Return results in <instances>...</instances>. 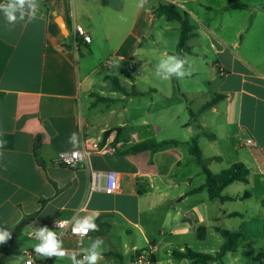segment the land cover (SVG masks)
<instances>
[{
    "label": "crops",
    "instance_id": "obj_1",
    "mask_svg": "<svg viewBox=\"0 0 264 264\" xmlns=\"http://www.w3.org/2000/svg\"><path fill=\"white\" fill-rule=\"evenodd\" d=\"M43 2L39 13L43 19L18 23L10 32L0 13V133L7 140L0 158V227L13 233L27 221L13 242L28 243L17 264H22L24 250L39 243L36 228L47 226L59 234L52 229L54 222L87 216H103L101 222L110 227L101 237L104 251L99 264H120V258L130 264L138 251H149L152 264H192L173 253L190 249L215 256L224 242L218 229L243 237L236 252L206 264H246V260L264 264V216L251 220L248 209L254 199L264 209V0H146L144 8L137 7L139 0H49L48 7ZM233 2L246 8L231 9ZM166 4L188 14L192 26L193 36L186 42L189 50L181 54L193 71L184 79L162 80L155 75L163 53L177 55L181 34L180 23L159 12ZM212 14L234 24L214 28L206 21ZM76 25L87 30L91 43L78 38L76 45ZM171 32L176 35L172 41ZM108 60L113 64L105 67ZM108 77H116L125 93L114 91ZM120 78L126 79L122 83ZM141 81L147 83L146 90ZM133 92L184 98L192 105L202 101L191 112H199L196 126L214 135V139L197 137L202 156L212 159L208 168L219 164L221 172L242 163L249 170L247 183L236 182L223 191L234 200H211L207 190L196 191L206 176L189 152L198 135L189 123L186 138L168 146V157H158L163 154L160 150L124 154L121 146L113 154L94 153L75 169L58 163L61 152L81 148L84 140L97 141L108 130L124 128L128 148L149 141L129 132L126 120L112 125L105 117L127 119L128 98L135 96L128 95ZM216 95L224 98L200 112ZM212 120L218 121L215 128ZM144 130L140 133L145 135ZM74 132L80 137L78 146L69 143ZM133 133L138 141L131 144ZM212 147L216 150L210 153ZM162 164L168 167L166 174L160 170ZM88 167L117 172L121 190L110 195L89 193ZM166 181L170 183L163 186ZM235 184L242 185L231 189ZM43 200L47 203L41 209ZM234 203L245 204L246 209L229 205ZM37 212L32 221L27 219ZM230 222L235 228H228ZM210 235L218 249L203 254ZM95 238L91 234L61 240L64 249L82 252ZM13 243L0 244L5 264H12L8 250ZM51 261L72 264L67 257Z\"/></svg>",
    "mask_w": 264,
    "mask_h": 264
},
{
    "label": "rangeland",
    "instance_id": "obj_2",
    "mask_svg": "<svg viewBox=\"0 0 264 264\" xmlns=\"http://www.w3.org/2000/svg\"><path fill=\"white\" fill-rule=\"evenodd\" d=\"M226 19V20H225ZM220 14H212L211 16H208L206 21L211 22L212 26L215 28L216 26L218 28L221 27H232L234 24L232 20L225 18ZM176 36L173 32L170 34V39L172 41V38ZM205 62H209L211 64V59H205ZM108 73V71H106ZM120 76V74L118 75ZM126 78H120L121 82L123 83ZM124 85V84H123ZM145 86H147L146 82L141 81L140 87L144 88L143 90H146ZM128 91L132 90V87L130 85H126ZM132 92V91H131ZM200 100V99H199ZM202 101H196L193 105L188 104L184 98L180 99H172V98H164L160 95L155 94H149L142 96H131L128 98V104H127V119H125V116L123 115V118L115 117V116H109L106 115V119L109 123L112 125L118 124V122L125 121L126 122V129L129 132H138L139 138L144 140H154L156 142H167V141H179L183 138H186V125L189 123L190 126L194 127V124L196 125V118L195 120L192 119L190 112L196 111L197 105L200 104ZM126 102L122 101V107L125 106ZM190 105V108L188 107ZM120 106V104H118ZM196 117L198 116L199 112L195 113ZM146 122V126L142 127V123ZM212 124L214 125V128L217 126L218 121L212 120ZM143 128V129H142ZM155 128L158 129V131H154ZM145 129V130H144ZM205 132L212 133L210 130H206L203 128ZM144 130V133L141 134L140 131ZM126 131V130H125ZM102 138V137H101ZM100 138V139H101ZM146 138V139H145ZM116 139V138H115ZM99 140V139H98ZM128 135L123 134L120 138V141L123 142V147L118 148L119 151L122 149L123 151H127L129 148L128 145ZM115 141V140H114ZM119 141V142H120ZM203 144L206 143L207 140H202ZM118 142V143H119ZM117 149V151H118ZM169 147H166L162 150H160V158L168 157L170 155V152H168ZM216 150V147H212L210 153L214 152ZM116 151V152H117ZM160 167V170L163 174H166L168 171L167 165L162 164ZM211 171L214 173H219L221 169L219 164H214L210 167ZM170 181H166L163 183V186L166 184H169ZM236 185H242V184H235L233 188L236 189ZM170 192H173V189H169ZM232 205L233 208H236L238 210H244L245 204L240 203H234L229 204ZM249 209V218L253 220L254 218H258L259 215L264 216V209L260 207L259 202L256 201V199L252 200L251 203L248 206ZM232 222H230V225H228V228H235L233 225H231ZM256 225V222H254ZM222 239V238H221ZM28 245L27 242H22L21 240H18L17 243H13L10 247L8 252L11 254V262L12 264H17L21 258V252L24 248H26ZM218 244L216 243V240L210 235L207 240L203 244V249L200 251L201 253L210 254L212 250H217ZM245 251V250H242ZM247 252V250H246ZM246 264H259L256 261H244Z\"/></svg>",
    "mask_w": 264,
    "mask_h": 264
},
{
    "label": "trees",
    "instance_id": "obj_3",
    "mask_svg": "<svg viewBox=\"0 0 264 264\" xmlns=\"http://www.w3.org/2000/svg\"><path fill=\"white\" fill-rule=\"evenodd\" d=\"M48 2L49 0H44L43 2L44 6L48 7ZM243 8H246V5L240 4L238 2H233L231 5V9H243ZM158 10L160 13L165 14L168 20H176L180 23L181 34H180V40L177 46V55L184 57L181 54V51L183 49L189 50L186 47V42L193 36L192 26L190 24L188 14L181 13L172 4L161 5ZM76 42L78 45H80L79 40H77ZM108 79L111 81L114 91H120V92L125 93L116 77H108ZM131 95L136 96L138 95V93L133 92L132 94H129L128 96H131ZM223 98H224L223 95H216L210 102H208L206 105L202 107L200 112L205 111L206 109H209L215 106ZM190 114H191L192 119L195 120L196 114L192 112H190ZM194 128L195 130L198 131V135L192 138L191 143H190L189 152L195 158L196 163L198 164V166L201 167L202 172L206 176V183L201 188L197 189L196 191L207 190L209 198L211 200L218 199L221 202L234 200V198L232 197L223 195V191L225 190V188H227L229 185L233 183H236V182L247 183L248 177H249L248 168L242 163H235L228 169L221 171L219 174L212 173L210 169L208 168V164L211 162L212 159H205L202 156L201 149L198 145L197 137L201 135L209 139H214V135H212L211 133L205 132L201 127H198L195 124H194ZM113 132H116V139L114 142V145H116L120 141L121 136L124 134L125 129L118 128V129L106 131L102 136L103 142H105L107 137ZM177 144L178 143L176 141L156 142L154 140H149V141H144L142 143L132 146L127 151H125L124 154H130V153L139 154L143 152H151L152 154H154L157 151L165 147L174 146ZM52 184L56 187L55 183L52 182ZM56 191L57 193H59L60 190L56 187ZM46 203L47 201L45 200L41 202V209L44 208ZM38 213L39 212L27 217V219L29 221H32L38 215ZM102 218L103 216H98L95 219V223L99 225L100 230L98 232L90 231L89 235L92 234L93 237H97V236L102 237L109 233L110 227L101 222ZM218 231L221 234L224 242L219 252L215 256L194 253L190 249H187L184 253L174 252L173 256L178 259H182V258L190 259L192 260V264H206L207 262L222 261V259L228 252L237 251L238 242L243 237V235L238 232H229L227 230H222V229H218ZM0 264H5V257H3V259L0 260ZM46 264H53V263L51 259H47ZM120 264H125L122 258H120Z\"/></svg>",
    "mask_w": 264,
    "mask_h": 264
},
{
    "label": "clouds",
    "instance_id": "obj_4",
    "mask_svg": "<svg viewBox=\"0 0 264 264\" xmlns=\"http://www.w3.org/2000/svg\"><path fill=\"white\" fill-rule=\"evenodd\" d=\"M146 0H139L138 8H144ZM0 13L3 14L6 24L5 30L12 31L18 23L27 21L29 23L38 19H43L40 13V0H4L0 3ZM193 66L186 57L179 55H169L163 53L159 63L156 66L155 75L162 80H169L173 77L184 79L190 76ZM69 143L78 146L80 137L78 133H72L69 137ZM7 146V140L0 133V158L3 157V150ZM75 155V154H74ZM115 186V185H114ZM96 217L87 216L83 219L76 218L75 226L72 228L74 234L80 237L87 236L90 231L98 232L99 225L95 223ZM64 223H67L66 221ZM58 227L63 224L57 223ZM12 233L7 227H0V244L6 243L11 239ZM35 238L39 241L34 245L33 251L45 259L62 258L67 255L63 248V241L59 238L56 231L50 230L47 226L35 229ZM104 240L97 236L88 247L82 248V256L77 258L76 254L70 256L72 264H99L103 259Z\"/></svg>",
    "mask_w": 264,
    "mask_h": 264
},
{
    "label": "built area",
    "instance_id": "obj_5",
    "mask_svg": "<svg viewBox=\"0 0 264 264\" xmlns=\"http://www.w3.org/2000/svg\"><path fill=\"white\" fill-rule=\"evenodd\" d=\"M74 33L76 40L78 38H81L84 44L91 43L92 41L91 36L83 26L76 25L74 29ZM112 64L113 61L108 60L104 63V66L108 67V66H112ZM130 137H131L130 138L131 144L138 141L137 134L133 133L131 134ZM115 138H116V132H113L107 137L105 142H103L102 138L97 141L84 140L81 148L72 151L61 152L58 155V163L67 168L75 169L81 163L85 162L87 164L88 157L94 153L103 154V155L113 154L117 151L119 147L122 146V143L120 142L114 145ZM247 143L251 145L252 141L249 140ZM88 172H89V187H88L89 193L104 192L105 194L110 195V194L118 193L121 190V181L117 172L97 171L89 167H88ZM65 221L67 223H64ZM57 223L63 224V227L59 228ZM74 226H75L74 220H62V221L54 222L52 224V229L60 230V233L58 234L60 239L75 238L81 240L89 236L90 232L88 233L87 236L84 237H80L79 235L74 234L72 232V228ZM64 250L67 253L65 257L69 259L70 256L73 254H76L77 258H80L82 256V252L69 251L66 249ZM22 259H23L22 264H46L47 261V259H45L44 257L37 255L33 251V248L24 250L22 253ZM130 264H152V254L149 251H138L133 256Z\"/></svg>",
    "mask_w": 264,
    "mask_h": 264
},
{
    "label": "water",
    "instance_id": "obj_6",
    "mask_svg": "<svg viewBox=\"0 0 264 264\" xmlns=\"http://www.w3.org/2000/svg\"><path fill=\"white\" fill-rule=\"evenodd\" d=\"M61 29L63 30V25L61 24L60 25ZM86 46L84 45L82 47L83 50H86ZM27 221L24 220L22 222H20L13 230V233H12V236H11V239H10V242L13 243L15 238L17 237V235L24 229L25 225H26Z\"/></svg>",
    "mask_w": 264,
    "mask_h": 264
}]
</instances>
